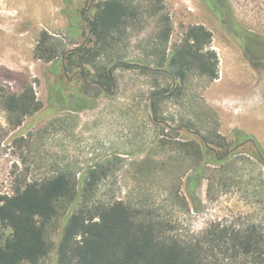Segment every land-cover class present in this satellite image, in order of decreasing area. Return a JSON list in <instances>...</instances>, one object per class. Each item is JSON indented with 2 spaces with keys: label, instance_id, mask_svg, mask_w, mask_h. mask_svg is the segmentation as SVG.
<instances>
[{
  "label": "rangeland",
  "instance_id": "rangeland-1",
  "mask_svg": "<svg viewBox=\"0 0 264 264\" xmlns=\"http://www.w3.org/2000/svg\"><path fill=\"white\" fill-rule=\"evenodd\" d=\"M99 1L0 0V92L19 94L31 86L40 103L19 126L0 106V189L13 194L26 182L60 172L83 185L89 169L102 166L107 177L95 198L153 208L181 237L217 223L242 227L255 221L264 230V0H160L155 12L150 0H134L141 14L150 11L118 47L123 61L153 65L147 54L165 18L171 26L166 53L192 25L212 33L206 49L216 53L218 78L190 73L180 97L161 99L160 115L169 128L155 124L149 112L153 92L169 87V77L117 68L116 83L101 93L86 89L75 71L35 58L43 31L62 49L84 44ZM57 81L66 84L64 98L50 105V86ZM208 135L215 141L223 136L225 146L212 149L224 157L207 163L190 187L199 162L176 143L201 144ZM58 231L53 228L52 249L39 264L56 263Z\"/></svg>",
  "mask_w": 264,
  "mask_h": 264
},
{
  "label": "trees",
  "instance_id": "trees-1",
  "mask_svg": "<svg viewBox=\"0 0 264 264\" xmlns=\"http://www.w3.org/2000/svg\"><path fill=\"white\" fill-rule=\"evenodd\" d=\"M146 3L152 7L151 12L160 8V0ZM149 11L142 9L141 14L134 0H101L95 4L91 27L88 26L89 37L84 44L62 49L58 41L43 31L34 49L35 58L51 62L53 68L75 71L86 89L93 86L101 93L116 83L113 74L117 68H134L143 74L169 77L171 85L155 90L149 103L152 121L162 123L161 99L180 97L190 73L210 81L217 79L218 60L214 51L206 49L212 33L203 25L190 26L181 44L166 53L164 44L171 26L165 18L158 42L155 39L147 54L154 57L153 65L123 61L118 47L138 17ZM155 84L159 85L158 79ZM50 91L52 105L56 99L64 98L66 84L57 81L50 86ZM76 95L83 97L79 92ZM0 106L14 126L40 109L31 86L19 94L1 89ZM175 131L170 128L167 132ZM217 138L219 141L208 135L202 138L201 144L193 141L180 146L176 143L199 162L188 178L190 187L203 176L207 163H219L224 157L212 151L213 144L225 146L223 136L217 135ZM256 151L259 152L257 148ZM106 177L104 167H93L81 185L68 173L60 172L42 181L26 182L12 195L0 194V264H39L52 249L50 235L58 226L55 264H264L261 222L251 221L242 227L217 223L199 235L181 237L172 232L169 222L160 219L153 208L122 199L95 198L97 186ZM4 229L9 230L6 237Z\"/></svg>",
  "mask_w": 264,
  "mask_h": 264
},
{
  "label": "built area",
  "instance_id": "built-area-1",
  "mask_svg": "<svg viewBox=\"0 0 264 264\" xmlns=\"http://www.w3.org/2000/svg\"><path fill=\"white\" fill-rule=\"evenodd\" d=\"M0 194H1V195H8V196H9V195H12V194H9V192H4V191H2L1 189H0Z\"/></svg>",
  "mask_w": 264,
  "mask_h": 264
},
{
  "label": "flooded vegetation",
  "instance_id": "flooded-vegetation-1",
  "mask_svg": "<svg viewBox=\"0 0 264 264\" xmlns=\"http://www.w3.org/2000/svg\"><path fill=\"white\" fill-rule=\"evenodd\" d=\"M212 151L214 152L215 155H217L216 151L214 149H212Z\"/></svg>",
  "mask_w": 264,
  "mask_h": 264
},
{
  "label": "water",
  "instance_id": "water-1",
  "mask_svg": "<svg viewBox=\"0 0 264 264\" xmlns=\"http://www.w3.org/2000/svg\"><path fill=\"white\" fill-rule=\"evenodd\" d=\"M89 25H90V27H91V23H90Z\"/></svg>",
  "mask_w": 264,
  "mask_h": 264
}]
</instances>
